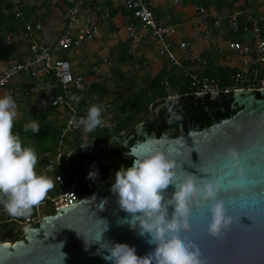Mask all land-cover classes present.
I'll return each instance as SVG.
<instances>
[{
  "label": "trees",
  "instance_id": "trees-1",
  "mask_svg": "<svg viewBox=\"0 0 264 264\" xmlns=\"http://www.w3.org/2000/svg\"><path fill=\"white\" fill-rule=\"evenodd\" d=\"M145 1L149 5V0ZM179 1L182 5L191 3L195 7L203 6L208 12L210 11L209 8L214 6L216 8V19L221 16L226 19L228 24L226 34L224 32V34H221V28H213V22L208 25L212 32L211 41L216 40L219 34L222 35V39L225 41L224 44L232 40L242 41L249 36L253 20L258 22L264 34V20L257 18V13L246 10L244 5L241 7L232 5L229 7V10L222 11L223 6L217 0ZM0 2L4 3V9L13 8L15 3L14 0H0ZM118 6L123 10L124 18L129 16V20L138 26L139 22L134 17L133 11L127 8L124 3ZM0 10L2 11V9ZM19 11L21 13L20 17H17L15 12L12 14V17L16 18V21L12 23L8 21V14L3 16V13L0 12V60L7 63L23 60L24 56L29 52L30 38L34 39L36 31L41 28V21L51 12L49 4L45 1L39 4H23ZM96 11L102 13L104 9ZM105 12L108 14V10ZM233 16L236 19V30L231 27ZM65 20L67 23L66 17ZM156 20L160 23L159 19ZM27 23L31 25L29 31L26 26ZM37 24L40 25L39 28H36ZM182 25L179 27L183 28ZM194 28H199V26L195 27V25H192L190 30ZM199 30L202 32L201 29ZM147 31L149 32V30ZM19 35H24V39H21ZM183 37L191 47L190 38ZM153 38L158 40L155 37ZM133 41V38L129 36L126 41L119 43L113 49L114 53L112 52L111 62H109V67L106 72L103 70L99 72L96 66H94L83 73L81 76L85 80L84 87L76 91L77 101L74 102V105L79 117L85 116L88 107L92 104L102 105L103 107L106 103L111 104L114 112V125L109 128L98 127L93 132L88 133L83 128L66 130L65 118L68 110L64 106L54 105L52 103L53 99L61 91V86L56 82L53 74L46 75L44 78V90L32 95L30 92L25 91H28L29 87L35 86L38 79L32 76L30 71L23 70L19 72L17 77L20 81L18 86L20 87V91L17 94L19 101L17 110L21 112L14 121L13 131L20 135L23 145L31 146L36 150L39 157L36 168L37 172L40 174L48 173V176L55 182L56 186L50 191L51 194H55L62 186L61 182L55 177L58 169L63 173L62 180L64 182L62 184L68 185L77 178L81 180L85 174L83 168L86 163H91L92 165L95 163L98 164L97 166L100 168L103 178L110 179V183H112L115 172L121 166L129 167L132 162V157L120 155L118 152H107L108 146L114 145L116 137L120 136L121 141L125 139L134 131L136 125L140 122H146L153 128L156 125V119H150L151 111L161 102L167 101V104L161 109L162 111L158 117L164 118L161 114L162 112H166L167 109L168 111L174 110V113L178 111L176 114L179 115L183 114V111L178 110V103L171 101V96L178 95L179 98L185 100L194 98L202 91L197 81H201L203 77L215 79L221 89L220 94L224 96L225 100L227 96H230V99L227 100L228 103L226 102L227 109L230 107L233 91L241 86L249 85L247 83L242 84L234 78L235 71L239 70L238 64L240 62L236 60L234 66L227 63L226 59L229 58L230 52L226 50L225 46H220L218 42L216 43L217 47L213 46V51L216 52L218 57H224L222 61L216 60L209 52L204 50L199 53L201 61L194 63L184 57L179 43L177 44L175 40L170 39V44L167 48H163L161 44L160 65L153 72L152 69L154 67L150 59L143 53L138 54V51H132ZM54 45L50 48H53ZM75 45L77 44L72 42L69 48ZM24 47L27 48L23 51L22 49ZM69 48L57 51L58 57L69 60L66 52ZM232 54L238 57L237 53L232 52ZM262 75L263 72L256 79L262 77ZM87 76L93 77L87 81ZM252 78L249 75L250 82ZM226 88L229 89L227 92L224 91ZM257 96L259 97V94ZM205 97L206 100H209L210 93H207ZM190 104L185 114L194 109L197 110V106L192 103ZM208 117L202 116L197 121L201 122L203 127L207 126L210 122V118L208 119ZM170 118L171 114L167 118L162 119L163 121L159 125V129L156 130L157 135L161 134L165 128L170 127L172 124V122H169ZM31 119L38 120L40 124L39 132L33 133L31 130L24 131L23 125ZM86 143L89 144L83 147ZM58 152L61 153V165L53 172L47 171L45 166L49 161L48 158L55 157ZM89 181L92 183L90 179ZM93 188L90 192L93 191ZM87 191L88 186L82 182L80 192L85 193ZM39 210H41L40 216L55 212L54 207L45 200L41 205L35 207L31 216L27 218L10 217L4 211L3 207L0 206V240L7 241L10 239L11 241H15L22 239L23 226L21 222L32 217H39Z\"/></svg>",
  "mask_w": 264,
  "mask_h": 264
},
{
  "label": "water",
  "instance_id": "water-1",
  "mask_svg": "<svg viewBox=\"0 0 264 264\" xmlns=\"http://www.w3.org/2000/svg\"><path fill=\"white\" fill-rule=\"evenodd\" d=\"M231 97L232 109H238L221 120L188 131L180 126L177 136L169 130L160 135L143 131L140 122L135 132L121 141V146L128 147L135 156L152 150L164 152L176 161L178 178L186 172L200 178L230 172L234 177L235 168L227 153L235 149L246 184L218 194L228 214L236 218L234 224L225 234L213 237L207 231V209H194L190 230L183 235L199 247L204 264H264V87L257 91L237 88ZM161 115L167 116L168 109ZM84 171L88 175L96 173L93 179L89 178L93 191L75 204L57 208L53 214L24 225L22 239L0 240V264H111L103 259L107 255L100 247L103 242L125 243L134 247L138 256L153 251L155 245L147 243V235L138 234V226L132 228L119 222L129 215L120 209L111 192L112 183L103 178L100 168L86 163ZM81 184L77 178L74 191L78 196L82 193ZM174 191L170 185L164 195L170 197ZM172 211L169 206V216Z\"/></svg>",
  "mask_w": 264,
  "mask_h": 264
},
{
  "label": "clouds",
  "instance_id": "clouds-1",
  "mask_svg": "<svg viewBox=\"0 0 264 264\" xmlns=\"http://www.w3.org/2000/svg\"><path fill=\"white\" fill-rule=\"evenodd\" d=\"M103 110L102 105L92 104L85 116L72 117L70 123L83 128L86 133L93 132L105 126ZM17 115L13 97L0 96V206L10 217L27 218L56 185L48 175L37 172L39 157L36 150L23 145L20 135L13 131ZM171 119L179 121L182 117L171 113L169 122ZM23 129L37 133L40 124L31 119ZM127 154L132 157L131 166H121L111 184V192L116 195L120 209L129 215L119 222L128 223L132 228L138 226V234L147 235V243L155 247L149 254L138 256L136 249L125 243L103 242L100 247L107 252L103 259L111 264H204L199 247L183 234L190 230L189 221L194 209H207L210 214L207 231L213 237L225 234L234 224L236 218L228 214L218 194L245 186L239 153L235 149H229L227 153L235 168L234 177L229 172L211 178H200L187 172L183 178H178L176 161L159 150L140 156L131 151ZM95 175L90 172L88 178L93 179ZM170 185L175 191L166 197L164 193ZM106 202L102 201L103 205ZM169 206L173 208L170 216Z\"/></svg>",
  "mask_w": 264,
  "mask_h": 264
},
{
  "label": "built area",
  "instance_id": "built-area-1",
  "mask_svg": "<svg viewBox=\"0 0 264 264\" xmlns=\"http://www.w3.org/2000/svg\"><path fill=\"white\" fill-rule=\"evenodd\" d=\"M14 1L19 2L18 0ZM86 2L87 0H65V17L67 23L53 48L44 46L33 38H30L29 52L24 56L23 60L8 62L3 69L0 70V93L2 96L11 95L17 106L19 102L17 94L20 90L19 88H13V81L18 76L19 72L23 70L30 71V74L38 79L35 86H31L28 91H25L30 92L32 95L38 94L40 91L44 90V78L46 75L52 73L56 82L61 86L60 93L57 94L52 103L54 105L64 106L68 110L65 118L66 130L77 129V127L70 123V120L72 117L79 118L74 102L77 101L76 91L84 87L85 80L81 75L72 72L69 61L64 58H59L57 51L69 48L72 42L78 44L81 41L96 36L99 31V24L108 21L107 12H95L87 7ZM123 3L127 8L133 11L134 17L139 22L138 26H136V23L129 20V16H126L125 18L126 31L133 40H140L143 37L144 32L149 30L151 36L157 38L163 48L169 46L171 37H174L176 34V28L158 23L152 9L145 0H124ZM15 15L20 17V11L16 10ZM209 22H213V25L217 27L220 25L219 20L214 18L205 7L196 6L195 17L192 24L193 26L195 25V27L199 26V28H194V36L198 37L202 35L204 38L211 39L212 32L207 25ZM26 26L29 31L31 25L27 23ZM182 26L183 30L187 28L186 25ZM39 27L40 25L37 24L36 28ZM231 27L234 30L237 29L235 16L232 18ZM199 29H201L202 32H200ZM19 37L24 39L25 36L19 35ZM212 41L215 42V39ZM178 43L186 59L194 63L201 61L198 50L194 49L192 46L190 47L187 41L181 39ZM225 48L230 52L228 59L231 62V66L236 64V60H239L240 62L238 64L239 70L235 71L234 78L239 80L242 84H249L239 88L258 90L259 88L264 87V34L258 22L256 20L252 21L250 34L246 39L242 41H228L225 44ZM232 52L237 53L238 57L233 55ZM262 72V77L256 79V77ZM249 75L253 77L251 82L249 81ZM197 82L200 84L202 92L221 91L213 78L203 77L201 81L198 80ZM228 90L229 89L226 88L224 91L227 92ZM103 109L102 119L105 126H100L99 128L112 127L114 125V112L111 104L106 103ZM48 159L49 161L46 163L45 167L49 172H53L62 163L61 153L59 152L55 157ZM45 175L49 174L45 173ZM85 176L86 178H82V180L89 179V175L86 174V172ZM55 177L61 182V189L55 194L49 192L45 199V201H48L55 210L60 207L75 204L92 189V183L89 185L87 184L88 192L81 193L78 196L74 191V188L77 185V179L68 185L62 184V182H64L62 180L63 173L60 169H58V173ZM36 218L32 217L21 222V224L24 226Z\"/></svg>",
  "mask_w": 264,
  "mask_h": 264
},
{
  "label": "crops",
  "instance_id": "crops-1",
  "mask_svg": "<svg viewBox=\"0 0 264 264\" xmlns=\"http://www.w3.org/2000/svg\"><path fill=\"white\" fill-rule=\"evenodd\" d=\"M24 5H30V4H39L42 1H45L49 4V8L51 10L50 14L41 21V28L38 29L34 35L35 41L38 43L51 47L54 44H56L58 37L62 33V30L66 24L65 20V0H22ZM124 0H87L86 4L87 7L91 10H103L105 12L108 10V21L103 22L99 24V31L96 36H93L92 38H89L85 40V44L81 51L76 50V45L69 48L66 52L69 56V63L72 62L73 66L79 65V56L78 53H81L83 55L82 51L85 49V53L91 57L89 59V63L86 64L84 67L80 69H75L73 71L75 74L82 75L83 73L87 72L91 67L96 66L97 70L101 72L102 70L106 72L108 68L101 67L106 63V65H109V62H111V56L112 52L114 53L113 49L118 46L119 43H122L126 41L129 38V34L127 33H121V28H125V18L123 10L119 8L118 5H122ZM216 2V1H215ZM218 3L222 4V11L229 10V7L234 6H245L246 10H249L252 13H257V18H260L264 20V0H217ZM175 5L170 6V4ZM110 5V6H107ZM149 6L151 7L153 13L155 14V19H159L160 23L171 25L172 27H176V34L174 37H171V40H175V42L178 44V42L183 39L185 36L186 38H190L191 46L198 50L197 47H201V51H207L210 53L211 56H213L216 60L222 61L224 59L221 57H218L216 52L213 51V46L217 47V42L220 46H225L224 40L222 39V33L227 31V21L226 19L221 16L217 17V19L220 22V25L218 27L213 26V28L220 29L221 28V34L217 35L218 38L215 40V42L211 41L210 39L204 38L200 35L198 37H195L193 32L194 29L190 30L192 27V23L195 16V6L191 3L182 5L179 0H149ZM109 7V8H108ZM101 8V9H100ZM116 9V10H115ZM209 13L216 18V8L214 6H211ZM155 11V12H154ZM238 11V10H235ZM97 12V11H96ZM101 13V12H99ZM212 22H209L207 25L211 24ZM186 25V29L183 30L180 25ZM181 28V29H180ZM126 30V29H125ZM213 31V30H212ZM223 33V34H224ZM226 34V33H225ZM113 37H118L117 40L112 42L109 47L108 51L106 52L103 50V45L105 42L109 41ZM207 39V40H206ZM154 40L155 42H153ZM179 40V41H178ZM206 43V47L203 48L202 44ZM151 44H155V46H161V43L159 40H156L152 38V36L149 34L148 31L144 32L143 37L140 40H134L132 44V51L140 52L145 54L144 52H147L150 49ZM27 47H24L22 50L24 51ZM201 51H198L199 53ZM212 51V52H211ZM1 61V60H0ZM227 63H231L229 59H226ZM4 62L1 69L5 66L7 62ZM99 64V65H97ZM71 65V64H70ZM0 69V70H1ZM73 69V67H71ZM97 71V72H98ZM93 77V76H92ZM92 77L87 76L86 80L92 79ZM19 80L18 77H16L13 81V88L17 89L20 88L19 86Z\"/></svg>",
  "mask_w": 264,
  "mask_h": 264
},
{
  "label": "flooded vegetation",
  "instance_id": "flooded-vegetation-1",
  "mask_svg": "<svg viewBox=\"0 0 264 264\" xmlns=\"http://www.w3.org/2000/svg\"><path fill=\"white\" fill-rule=\"evenodd\" d=\"M207 93H210L209 100H206V97H205ZM214 93H217V95L213 96ZM214 93L211 94V92L201 91L194 98L189 99V100L179 98L178 95L171 96V101L178 103V110L183 111V114L180 115L182 119H180L179 121L172 119L171 120L172 124L170 125V127L165 128L164 130H162V132L165 130H169L173 136H177L180 126H182L184 130L186 128L185 131H188L190 129H194L197 127L202 128L203 124L201 125V122L197 121L202 116H206V117L209 116L208 119L210 118V122L212 123L214 120H219V119L221 120L222 118L228 116L229 113L233 114V112H235V110L238 109V108L232 109L231 103H230V107L228 109L226 108L227 106L226 102L228 103L227 100L230 99V96H227L226 97L227 99L225 100L224 96L220 94V91L214 92ZM177 99L178 101H176ZM231 101H232V98H231ZM190 103L194 104L198 108H196L197 110L194 109L193 111H190L187 114H185L187 112L186 109H188L189 106L191 105ZM166 104H167V101H164L156 105V107L151 111V116H150V119H156V123H155L156 125L153 128H151L148 123L143 122V128H142L143 131L146 130L149 133L151 132L156 133V130L159 129V125L163 121L162 119H164L165 117L167 118V116H169L171 113H174V110H170L168 111V115L165 116L164 118L158 117L159 113L162 111L161 109L164 108ZM176 113H178V111ZM134 132H135V129L132 133ZM118 138L119 140L118 141L116 140L112 148L107 149V152L113 151V152H118L120 155L129 156L127 154L128 153L127 147L121 146V137L119 136ZM131 142H134V139H132ZM97 165L98 164H96V166ZM82 178L83 179L86 178L85 174L82 176ZM82 178H81V181L82 182L85 181L83 183H86V185L90 184V181H88L89 179L82 180ZM107 180H108V183H110L111 180L110 179H107Z\"/></svg>",
  "mask_w": 264,
  "mask_h": 264
},
{
  "label": "rangeland",
  "instance_id": "rangeland-1",
  "mask_svg": "<svg viewBox=\"0 0 264 264\" xmlns=\"http://www.w3.org/2000/svg\"><path fill=\"white\" fill-rule=\"evenodd\" d=\"M25 2H23L22 0H20L19 2H15L14 5H13V8L11 9H4L3 6H4V3L3 2H0V9H2V11L0 10V12L3 13V16L7 15L8 14V21L9 22H14L16 21V18H13L12 17V14H14V12L16 10H20L21 6L24 4ZM170 6H174L175 8V5H173L172 3L170 4ZM4 11V12H3ZM126 28H121V33H126ZM128 33V32H127ZM118 37H113L112 39H110V43L109 41L105 42L104 45H103V50H105L106 52L108 51V47L109 45L114 42L115 40H117ZM153 38V37H152ZM204 39V38H203ZM207 40V39H206ZM153 42H155L154 40H152ZM85 42L84 41H81L79 42L77 45H76V50L78 51H81L83 46H84ZM205 44H202L203 48L206 47ZM198 51H201V47H197ZM162 50V47L160 46H155V44H151L150 46V49L147 51V52H144L145 55L150 59L152 65H153V69L152 71L155 72L156 71V68L160 65V59H161V56H160V52ZM85 49L82 51L83 55H81V53H78L77 55L79 56V65L77 66H73L72 62L70 61V64H71V67H73V71H75V69H80L82 67H84L86 64L89 63V59H91V57L89 55H87V53L84 52ZM138 54H140V52H138ZM89 58V59H88ZM4 62L0 61V69L2 67ZM81 66V67H80ZM80 67V68H78ZM101 67H104L105 69L109 67V65H106V63L104 65H102ZM263 88V87H261ZM0 96H2V94L0 93ZM21 111H18L17 110V113L18 115L20 114ZM17 115V116H18ZM84 169V168H83ZM82 169V170H83ZM40 213H41V210H39V217H40ZM43 216V214L41 215ZM10 240V239H9ZM11 241V240H10Z\"/></svg>",
  "mask_w": 264,
  "mask_h": 264
}]
</instances>
